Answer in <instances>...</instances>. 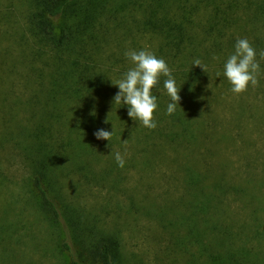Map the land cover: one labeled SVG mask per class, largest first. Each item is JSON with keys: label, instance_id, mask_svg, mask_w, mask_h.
Masks as SVG:
<instances>
[{"label": "trees", "instance_id": "1", "mask_svg": "<svg viewBox=\"0 0 264 264\" xmlns=\"http://www.w3.org/2000/svg\"><path fill=\"white\" fill-rule=\"evenodd\" d=\"M7 1L10 7L13 1ZM23 3L25 17L19 29L23 36L14 30L13 35L19 44H26L31 38L35 43L28 53L22 52L21 63L33 81L38 78L34 86L40 87L38 93H42L45 101L38 95L37 105L40 103L44 110L39 112L34 125L20 129V136L27 141L24 156L34 173L30 185L41 211L52 224L64 218L58 208L60 199L51 189L59 182L54 173L57 161L79 162L80 152L96 159L100 152L85 136H94L99 129L111 132L113 127L111 140L124 135L131 144H136L145 168L155 157L165 156V150L171 152L172 160H181L179 168L188 187L190 199L186 202L191 212L186 211L178 220L186 219L189 242L200 246L190 254L188 264H264V243L263 248L258 246L264 242V193L259 189L262 184L253 183V154L247 155L238 168L226 166L218 159L221 171L214 172L216 145L233 142L242 133L239 129L230 137L226 128L217 132L215 120L214 123L206 120L197 111L211 96L212 88L217 89L218 61L231 55L228 50L234 45L232 30L241 17L247 24L259 21L264 25V0H23ZM96 31L101 33L96 35ZM109 32H114V37L115 33L129 37L133 43L137 35L155 42L151 52L166 61L177 88H181L176 111L167 115L170 98L163 87L167 77H160L152 90L157 96L154 112L157 127L153 130L130 119L126 105L113 107V97L119 91L113 85L117 79L109 76L111 66L104 69L100 66L97 55L102 41L111 38ZM41 48L47 51L41 52ZM195 59L202 61L206 73L193 66ZM13 72L10 69L11 75ZM211 80L214 83L208 91ZM212 98L216 100L215 95ZM9 138H14L13 132ZM102 142H106L104 149L111 147L110 141ZM196 156L200 162L194 160ZM242 172L246 174L238 181ZM183 199L175 201L180 210ZM232 200L243 201V207L250 205L249 224L236 221L237 213L226 203ZM212 212L216 221L213 230H217L219 237L213 249L210 243L200 244L193 239L199 238L198 229L202 225L207 228V223L214 220ZM92 252L99 264H116V247L110 239L100 238ZM71 264L81 263L73 260Z\"/></svg>", "mask_w": 264, "mask_h": 264}, {"label": "rangeland", "instance_id": "2", "mask_svg": "<svg viewBox=\"0 0 264 264\" xmlns=\"http://www.w3.org/2000/svg\"><path fill=\"white\" fill-rule=\"evenodd\" d=\"M12 1L9 7V1L0 0V15L3 16H0V20L3 19L0 23V143L4 137L0 146V264H71L73 260L81 264H99L92 251L100 238L115 243L116 264H188L190 254L198 251L200 246L189 242L186 219L178 220V216L184 217L186 211L191 212L186 202L188 187L183 170L179 168L181 160H172L168 150H165V156L160 154L145 168L136 144H131L124 135L110 140L108 149L102 147L106 142L86 135L85 138L100 152L99 156L93 159L80 152V164L76 159L70 164H63L61 160L54 169L59 182L51 189L60 199L58 208L64 218L58 224H52L41 211L39 199L30 185L34 173L25 160L27 141L20 136V129L35 124L43 109L39 107L40 103L37 105L38 95L42 102L45 99L38 93L40 87L34 86L38 78L33 81V76L27 74L21 63L24 62L22 52L28 53L35 43L32 38L26 44L16 42L13 30L19 31L23 25L25 6L23 0ZM9 16L10 22L5 21ZM241 18L232 30L234 45L228 52L234 53L238 39L246 38L250 42L260 64L258 86L249 85L240 95L230 91L231 85L223 76L228 55L218 61L217 89L212 88L211 96L197 107V111L203 113L206 120L213 123L215 120L213 125L217 132L226 128L229 136L239 129L242 133L241 137L233 138V142L216 145L217 169L214 168V172L221 171L218 159L226 166L231 164L238 168L247 155L253 154V183L262 184L259 189L263 194L264 60L259 54L264 51V25L259 21L247 24ZM100 33L96 31V35ZM109 33L111 38L99 46L98 61L103 69L111 66L109 76L117 80L133 66L125 56L127 51H152L156 47L147 36L137 35L133 43L129 37L119 33L114 37V32ZM17 35L23 36L21 32ZM42 51L47 49L41 48ZM10 69H14L12 75ZM213 83V80L208 82V91ZM72 120V125H76ZM11 132L14 138L10 139ZM116 151L124 157L123 168L115 161L113 153ZM194 160L200 162L197 156ZM213 170L211 168L210 173ZM245 174L242 172L238 181ZM227 178H230L229 173ZM179 198H184L181 210L175 204ZM226 203L237 213L236 221L249 224L250 205L243 207L241 200ZM211 216L214 220L207 223V228L202 225L198 229L199 238L193 239L200 244L210 243L213 249L219 237L217 230H213L214 212ZM263 243L258 246L263 248Z\"/></svg>", "mask_w": 264, "mask_h": 264}, {"label": "clouds", "instance_id": "3", "mask_svg": "<svg viewBox=\"0 0 264 264\" xmlns=\"http://www.w3.org/2000/svg\"><path fill=\"white\" fill-rule=\"evenodd\" d=\"M234 49V53L224 63L223 76L231 85L230 91L235 95H240L248 90L249 85L258 86L260 64L256 60V50L246 38L238 39ZM259 55L264 60V51H261ZM125 56L133 66L123 74L122 78L116 80L115 84L111 82L119 89L113 97V107L126 105L128 108L127 115L130 119L139 121L144 128L153 130L157 127L154 120L157 96L153 95L152 90L159 83L160 77H167L163 83L166 94L170 98L167 105V115H172L176 111L181 99L179 95L181 88H177L176 81L172 77L171 69L166 61L163 58H158L151 51L146 49L129 50ZM193 66L202 68L206 73V68L200 59H195ZM105 123H108L107 120ZM112 135L113 127L111 132L99 129L94 133L97 140L108 142ZM124 144H127V140L124 141ZM113 155L117 165L123 168L125 160L121 153L116 151Z\"/></svg>", "mask_w": 264, "mask_h": 264}]
</instances>
